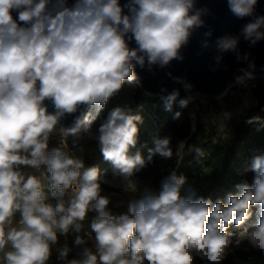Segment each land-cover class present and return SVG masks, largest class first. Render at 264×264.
I'll return each mask as SVG.
<instances>
[{"label":"clouds","instance_id":"clouds-1","mask_svg":"<svg viewBox=\"0 0 264 264\" xmlns=\"http://www.w3.org/2000/svg\"><path fill=\"white\" fill-rule=\"evenodd\" d=\"M257 3L227 0L234 17H252L241 30L252 45L264 40ZM205 11L195 0H0V264H223L245 244L264 256V156L252 158L250 179L224 199L199 195L175 170L141 189L138 174L154 157L172 158L171 138L156 139L145 157L143 117L130 106L107 108L136 80L137 67L182 60ZM238 42L225 35L216 48L236 51ZM241 71L238 83L254 78ZM159 99L167 111L193 101L179 89ZM73 114L71 126H61ZM261 121L253 115L245 123ZM54 132L61 138L50 147ZM85 133L108 168L72 153ZM185 148L181 141L176 156ZM109 169L133 197L123 212H113L103 191Z\"/></svg>","mask_w":264,"mask_h":264},{"label":"rangeland","instance_id":"rangeland-1","mask_svg":"<svg viewBox=\"0 0 264 264\" xmlns=\"http://www.w3.org/2000/svg\"><path fill=\"white\" fill-rule=\"evenodd\" d=\"M253 79H246L243 84L234 83L229 89L221 96L209 97L203 95L199 92H195L190 95L193 97V101L189 104L187 110L190 119V131H192L193 126H195V121H200L205 124V129L209 130V140L210 144H218L219 142H224L230 144L235 137V124L239 121V114L257 103L259 96L257 95L258 86L264 87V75L253 74ZM139 83L137 80L133 82L132 85L126 86L125 89L114 99L110 100L109 106H135L139 107V102L136 97L140 94ZM143 94L154 96H160L157 94H148L143 91ZM264 111V107H262ZM102 114V113H101ZM230 114V115H226ZM194 117V118H193ZM103 118L102 115L99 119ZM153 121L154 131L146 136L143 144L138 145L139 150L143 156L148 155V149L154 147V141L156 139H163L166 137L171 138V145L173 148L172 158H165L159 155L154 157V163L148 165V167L138 174V180L140 183V188L151 187L155 188L158 185V181L164 175L169 174L175 170L178 166V161L174 162V158L182 159L188 157L192 150L198 148L200 152H195L198 156V162L206 167L205 163L208 160L207 155L204 150L197 146L196 141H186V148L184 150L182 157H177L175 150L179 145V142L173 141V135L171 131L164 127L162 122L157 120L155 117ZM180 122V120H179ZM96 128L93 127L92 132L95 133ZM258 132V131H257ZM142 137V136H141ZM71 140L73 138L70 137ZM244 145L245 143H241ZM56 145V140L54 138L50 141V147ZM81 157L85 160L87 165L99 164L101 168H108L109 166L104 163L101 159L99 151L96 147L94 140L89 138V134L85 133L82 138L77 141L76 144ZM243 146H238L236 150V158L238 162L233 167V180H226L219 184L211 190L205 197L211 196L213 200L224 199L227 194L235 191V185L244 180H248L251 177V161L254 156L261 155L264 156V145L251 146L244 150ZM107 179L112 183L102 185L104 194L111 195L112 204L110 207L116 213L123 212L126 210L127 203L129 199L133 198L131 194H126L120 187V179L117 177L113 179L111 170L109 169ZM188 182L194 186L195 189H201L202 183L190 181ZM231 230V229H230ZM74 235V234H73ZM73 235L72 238H73ZM246 244L242 245L240 250H245Z\"/></svg>","mask_w":264,"mask_h":264},{"label":"water","instance_id":"water-1","mask_svg":"<svg viewBox=\"0 0 264 264\" xmlns=\"http://www.w3.org/2000/svg\"><path fill=\"white\" fill-rule=\"evenodd\" d=\"M124 2L126 0H121V3ZM195 4L196 8L206 9L201 16L204 25L195 29L188 44L182 47L183 59L173 60L164 68L159 66H153L151 70L147 66L144 69L136 68V80L146 93L166 96L179 89L182 98L195 92L215 97L225 93L232 84L238 83L236 77L243 75L241 69L264 75V40L252 45L241 33L244 25L252 17L243 19L234 17L228 8L227 0H195ZM255 14L264 15V0H258ZM208 32H211L210 36L205 35ZM225 35L239 37L236 51L223 54L218 52L216 41ZM131 46H134V42ZM217 56L222 58L217 61ZM253 64L255 67H250ZM168 73H171V76ZM175 77L191 84L193 86L191 90L186 91L182 83L174 80ZM161 89L167 91L162 92ZM52 110L49 106V111ZM75 115L63 119L61 126H71Z\"/></svg>","mask_w":264,"mask_h":264},{"label":"trees","instance_id":"trees-1","mask_svg":"<svg viewBox=\"0 0 264 264\" xmlns=\"http://www.w3.org/2000/svg\"><path fill=\"white\" fill-rule=\"evenodd\" d=\"M257 103L254 106L246 108L239 114V121L235 124V137L230 144L219 142L218 144H210L209 130L205 129V124L200 121H195V131H190V119L187 108L180 109L178 106L173 107L171 111H167L162 102L160 96H150L143 94V89L139 85L138 93L139 96L136 100L139 102V107L132 106V109L139 113L143 117V123L140 125L141 131V144L146 139V136L150 135L154 131L153 121L155 117L157 120L162 122L163 126L168 128L172 135L173 141L179 142L182 140L196 141L197 146L204 150L208 160L205 163L206 167L198 162V156H196V149L191 151L188 157L177 159L174 158V162L178 161V166L175 169L178 175H185L190 181H197L202 183L201 189H196L199 195L206 196L211 192L213 188L223 183L226 180H233V167L238 162L236 156V150L238 146H243L246 150L251 146L264 145V121L259 124H247L245 121L248 117L253 115H260L264 118V87L258 86ZM110 109L112 106L107 105ZM102 112V117L106 114ZM176 111L182 113L179 120H173L172 117ZM98 119L93 125L100 123L103 119ZM258 131V132H257ZM241 143H245L242 145ZM194 187V186H193ZM72 236L68 238L69 244L72 242ZM60 243H64V238H60ZM55 252V247L53 249ZM76 251V249H74ZM55 255H53V261ZM49 264H53L52 261ZM196 264H204L199 258L196 260ZM223 264H264V256L258 251H245L236 250L228 253L227 259Z\"/></svg>","mask_w":264,"mask_h":264},{"label":"built area","instance_id":"built-area-1","mask_svg":"<svg viewBox=\"0 0 264 264\" xmlns=\"http://www.w3.org/2000/svg\"><path fill=\"white\" fill-rule=\"evenodd\" d=\"M52 138H54L55 140H56V144H58L59 143V141H60V135H59V133L58 132H54L53 133V136H52ZM69 145L71 146L72 145V140L69 138ZM72 153L74 154V155H76V156H78V157H81V155H80V153H79V150H78V148H77V146H75V147H72ZM54 202V201H53ZM114 212V211H113ZM90 219V218H89ZM85 226V229H87L88 227H89V223H88V221L86 220V224L84 225ZM92 243V241H89V244H91Z\"/></svg>","mask_w":264,"mask_h":264},{"label":"bare ground","instance_id":"bare-ground-1","mask_svg":"<svg viewBox=\"0 0 264 264\" xmlns=\"http://www.w3.org/2000/svg\"><path fill=\"white\" fill-rule=\"evenodd\" d=\"M223 94H225V93H223ZM219 96H221V95H219ZM232 231H236V229L235 228H233V229H231Z\"/></svg>","mask_w":264,"mask_h":264},{"label":"crops","instance_id":"crops-1","mask_svg":"<svg viewBox=\"0 0 264 264\" xmlns=\"http://www.w3.org/2000/svg\"><path fill=\"white\" fill-rule=\"evenodd\" d=\"M85 224H86V221H85Z\"/></svg>","mask_w":264,"mask_h":264}]
</instances>
